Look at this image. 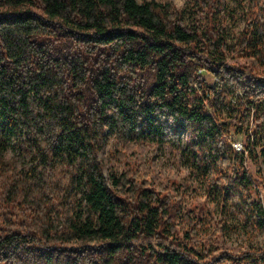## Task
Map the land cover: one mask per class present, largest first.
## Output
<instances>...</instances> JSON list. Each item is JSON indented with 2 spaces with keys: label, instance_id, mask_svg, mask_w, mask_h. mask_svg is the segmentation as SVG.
<instances>
[{
  "label": "trees",
  "instance_id": "16d2710c",
  "mask_svg": "<svg viewBox=\"0 0 264 264\" xmlns=\"http://www.w3.org/2000/svg\"><path fill=\"white\" fill-rule=\"evenodd\" d=\"M220 10L219 0H0V264H264V247H208L196 223L180 229L183 194L153 185L126 147L102 155L110 138L186 142L214 169L210 187L238 193L233 207L264 225L248 164L261 143L264 154V1L233 42Z\"/></svg>",
  "mask_w": 264,
  "mask_h": 264
},
{
  "label": "rangeland",
  "instance_id": "374dc122",
  "mask_svg": "<svg viewBox=\"0 0 264 264\" xmlns=\"http://www.w3.org/2000/svg\"><path fill=\"white\" fill-rule=\"evenodd\" d=\"M191 0H173L180 8H188ZM264 0H219L221 10L217 14L218 21L226 26L231 42L236 40L245 26V13L254 3H262ZM187 20L191 21L189 12H186ZM208 79L211 75L207 74ZM231 100V95H226V102ZM228 108V107H227ZM232 115L235 116L232 127H239L237 121L242 117V108L232 105ZM228 110V109H227ZM227 110L225 113L227 114ZM242 130L247 128L251 122L250 117L243 121ZM234 138L245 143L244 136L234 132ZM245 145V144H244ZM126 147L124 158L130 165L139 166L142 170H148L150 181L158 187L163 181H167L171 191L183 194L181 199L182 213L179 215L180 229L190 228L196 223L198 238L201 244L208 247L228 246L235 252H240L248 247H264V225L258 227L251 220H246L233 207L240 203L238 193L225 195L221 192L219 185L211 188L212 177L215 172L212 167L201 165L198 159L187 151V143L166 142L160 146L156 143L145 142L138 144L134 141L118 142L110 138L102 151L104 157L117 153L119 148ZM262 143L256 146L255 154L249 157V170L258 181V192L253 198H260L264 202V154H262ZM11 148L7 155L11 156ZM250 155V154H249ZM239 156L231 157L230 160L222 159L218 163L224 168L233 162H238ZM128 165V164H127ZM174 193V194H175ZM225 223L222 231L219 224Z\"/></svg>",
  "mask_w": 264,
  "mask_h": 264
},
{
  "label": "built area",
  "instance_id": "2783aa9c",
  "mask_svg": "<svg viewBox=\"0 0 264 264\" xmlns=\"http://www.w3.org/2000/svg\"><path fill=\"white\" fill-rule=\"evenodd\" d=\"M239 94H241V93H240L239 91H236L235 94H232V95H231V99H232L233 97H235V95H239ZM244 144H245V143L242 142V141H240V140H236V141H234V142H233V146H234L235 151H236V152H240V153L246 152V150H245V145H244ZM224 159H225V160H230L231 158H229V157H225Z\"/></svg>",
  "mask_w": 264,
  "mask_h": 264
}]
</instances>
